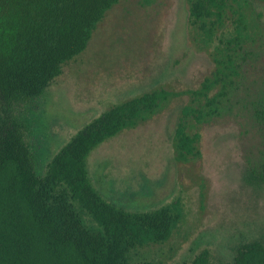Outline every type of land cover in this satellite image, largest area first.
<instances>
[{"label": "trees", "instance_id": "16d2710c", "mask_svg": "<svg viewBox=\"0 0 264 264\" xmlns=\"http://www.w3.org/2000/svg\"><path fill=\"white\" fill-rule=\"evenodd\" d=\"M121 1L0 0L1 102L35 108ZM186 1L190 43L210 54L214 68L189 90L191 100L180 110L172 139L180 161L201 154L198 125L219 114L242 86L244 106L264 138V0ZM171 95L155 88L113 105L72 136L42 172L22 125L1 112L0 264H158L134 259V253L169 240L185 220L183 201L127 209L94 184L88 157ZM246 179L264 186V158L248 167ZM233 250L232 259L224 260L204 247L184 264H264L263 235L242 240Z\"/></svg>", "mask_w": 264, "mask_h": 264}, {"label": "rangeland", "instance_id": "374dc122", "mask_svg": "<svg viewBox=\"0 0 264 264\" xmlns=\"http://www.w3.org/2000/svg\"><path fill=\"white\" fill-rule=\"evenodd\" d=\"M109 11L78 61L35 108L0 100V113L8 111L22 125L42 172L72 136L113 105L155 88L172 92L155 113L90 153V175L127 209L183 201L185 220L169 240L135 250L134 259L184 264L204 247L232 259L235 244L264 236V186L246 179L248 167L264 158V138L244 106V87L198 125L201 154L178 160L172 139L180 110L191 100L189 90L214 68L210 54L190 43L187 1L122 0Z\"/></svg>", "mask_w": 264, "mask_h": 264}]
</instances>
